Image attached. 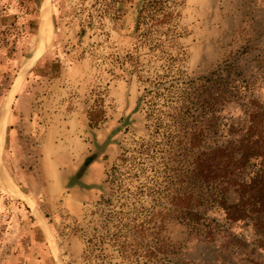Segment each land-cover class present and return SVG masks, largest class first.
<instances>
[{
    "label": "rangeland",
    "instance_id": "obj_1",
    "mask_svg": "<svg viewBox=\"0 0 264 264\" xmlns=\"http://www.w3.org/2000/svg\"><path fill=\"white\" fill-rule=\"evenodd\" d=\"M102 2L0 0V264H264V251L251 246L221 248L228 234L249 241L251 232L225 224L215 204L203 203L219 223L212 239L203 233L208 219L187 226L173 218L196 149L238 135L243 105L264 104V0H161L163 20L149 12L150 0H113L100 18ZM87 16L93 26L81 23L78 33ZM211 72L232 73L237 101L218 108L210 135L191 149L201 111L193 94ZM55 97L86 126L89 158L103 165L77 213L62 204L45 211L16 173L36 167L27 118L45 119Z\"/></svg>",
    "mask_w": 264,
    "mask_h": 264
},
{
    "label": "trees",
    "instance_id": "obj_2",
    "mask_svg": "<svg viewBox=\"0 0 264 264\" xmlns=\"http://www.w3.org/2000/svg\"><path fill=\"white\" fill-rule=\"evenodd\" d=\"M102 1L100 18L108 15L113 0ZM160 1L150 0L149 12L155 16L161 14L159 16L163 20L167 15L160 13L163 10ZM92 19V16H87L82 22L78 21L77 32L84 31L81 23L91 28ZM199 81L201 83L193 96L201 111L199 116L193 117L189 131L191 149L203 139L204 132L210 135V124L218 108L237 101L232 73L226 72L222 78L211 72ZM243 110L247 118L246 127L238 135H231L223 142H214L194 152L192 167L185 176L190 189L174 198L173 218L187 226L201 225L205 218L208 219L207 230L203 233L212 239L219 223L205 215V206L215 204L222 212L225 224L243 223L251 232L249 241L245 236L228 234L221 244L222 249L236 251L251 246V252L264 251V104L253 99L243 105ZM206 116L212 119H206ZM230 193L234 195L231 201ZM200 199L203 202L200 203ZM210 222L214 224L210 225ZM251 263L254 264L253 261Z\"/></svg>",
    "mask_w": 264,
    "mask_h": 264
},
{
    "label": "crops",
    "instance_id": "obj_3",
    "mask_svg": "<svg viewBox=\"0 0 264 264\" xmlns=\"http://www.w3.org/2000/svg\"><path fill=\"white\" fill-rule=\"evenodd\" d=\"M66 104L62 97H55L46 108L49 114L44 115L45 119H38L35 114L34 118H27L29 127L35 130L29 141L38 145L31 151L36 156V167L29 176L23 170L16 171L25 191L49 213L60 204L77 213L103 179L101 161L88 162L87 128L67 112Z\"/></svg>",
    "mask_w": 264,
    "mask_h": 264
},
{
    "label": "bare ground",
    "instance_id": "obj_4",
    "mask_svg": "<svg viewBox=\"0 0 264 264\" xmlns=\"http://www.w3.org/2000/svg\"><path fill=\"white\" fill-rule=\"evenodd\" d=\"M47 9V6H45L44 7V9ZM44 9H43V11H44ZM44 25V22H43V19H42V29H43V26ZM45 33V32H44ZM43 36H44V34H43ZM42 40H43V37H42V39L40 40V42H39V45L41 44V42H42ZM46 46V43H43L42 44V46L40 47V49H39V52L38 53H42L43 51H42V49H44V47ZM39 47V46H38ZM41 55V54H40ZM40 55L37 57V59L40 57ZM35 57H36V55H35ZM36 59V60H37ZM35 60V61H36ZM35 61L34 62H31L29 65V67H28V69L35 63ZM28 69H26L22 74H21V76L19 77V79L18 80H16L15 81V83L13 84V87H16V86H18V83L20 82V79H21V77H22V75L28 70ZM13 91V90H12ZM12 94H13V92L10 94V98L9 99H11V97H12ZM6 103H7V101H6ZM6 105V104H5ZM8 107V106H7ZM6 115H7V109H6V111H5V114H4V117H3V119L0 121V153H1V151H2V146H3V140H4V134H5V119H6ZM1 118V117H0ZM9 179L6 177V181H8ZM8 183V182H7ZM10 186V185H9ZM12 189L16 192V190H15V188L12 186ZM12 189H10V190H12ZM13 190H12V194H14L15 195V193L13 192ZM22 192L19 190V191H17L16 192V195L15 196H18V197H22L23 198V193L21 194ZM25 200H26V202L27 203H29V204H31L32 205V203L30 202V200L26 197V198H24ZM38 218L40 219V217L38 216Z\"/></svg>",
    "mask_w": 264,
    "mask_h": 264
},
{
    "label": "water",
    "instance_id": "obj_5",
    "mask_svg": "<svg viewBox=\"0 0 264 264\" xmlns=\"http://www.w3.org/2000/svg\"><path fill=\"white\" fill-rule=\"evenodd\" d=\"M42 12V11H41ZM40 25H41V23H40ZM39 45V34H38V40H37V46ZM38 60V59H37ZM37 60L35 61V63L37 62ZM35 63L32 65V66H34L35 65ZM32 66L22 75V77H21V79L20 80H22V79H24V77L30 72V69L32 68ZM35 212H36V210H35ZM38 215H39V213L38 212H36Z\"/></svg>",
    "mask_w": 264,
    "mask_h": 264
}]
</instances>
